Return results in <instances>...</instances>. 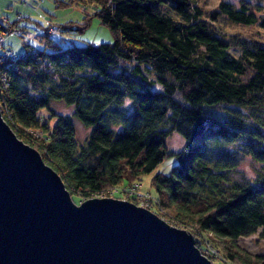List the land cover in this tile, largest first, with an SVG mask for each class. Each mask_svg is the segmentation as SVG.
Listing matches in <instances>:
<instances>
[{
    "label": "trees",
    "instance_id": "trees-1",
    "mask_svg": "<svg viewBox=\"0 0 264 264\" xmlns=\"http://www.w3.org/2000/svg\"><path fill=\"white\" fill-rule=\"evenodd\" d=\"M80 1L95 7L91 14L115 39L5 60V121L69 193L85 199L106 187H134L173 155L169 173L152 176L158 208L223 262L264 264V252L237 242L264 238V0H218L211 8L195 0ZM226 23L257 30L231 32ZM53 100L71 105L72 114L54 112ZM74 119L89 128L83 143ZM173 132L184 139L178 151L166 144ZM242 139L263 163L253 181L231 180L234 164L222 154Z\"/></svg>",
    "mask_w": 264,
    "mask_h": 264
},
{
    "label": "water",
    "instance_id": "water-1",
    "mask_svg": "<svg viewBox=\"0 0 264 264\" xmlns=\"http://www.w3.org/2000/svg\"><path fill=\"white\" fill-rule=\"evenodd\" d=\"M194 241L128 200L75 204L0 116V264H211Z\"/></svg>",
    "mask_w": 264,
    "mask_h": 264
},
{
    "label": "rangeland",
    "instance_id": "rangeland-1",
    "mask_svg": "<svg viewBox=\"0 0 264 264\" xmlns=\"http://www.w3.org/2000/svg\"><path fill=\"white\" fill-rule=\"evenodd\" d=\"M195 1L199 4H204L205 8H211L218 2V0ZM232 1L236 2V0ZM94 9L95 7L91 3L86 4L80 0H0V27L3 26L0 28V53H3L0 55V116L4 121V115L7 114V110L2 90L4 88L3 82L5 81L7 86L9 77L6 71L3 70V63L9 51L24 54L27 51L26 48L31 47L35 49L33 53L36 54L37 48L52 51L56 48H65L73 44L81 45L86 42L113 41L116 37L115 33L107 25L101 23L96 14H91ZM85 16L87 17L86 19ZM84 20H87L85 26H83ZM64 24L66 27L63 26ZM16 29L19 31H15ZM225 29L246 34L257 30V27L236 26L226 23ZM56 44L58 47H56ZM50 107L54 112L60 114L70 115L73 111L71 105H67L61 100H53L50 103ZM121 108L128 112L131 109L130 101L125 100ZM262 120L264 122V116H262ZM73 122L76 140L78 143H83L89 128L77 119H74ZM262 132L264 133V129H262ZM31 133L36 138L41 135L38 129L31 130ZM246 143L247 140L245 139L234 143L227 142L222 148V154L227 157V162L234 164L229 171V177L237 182L253 181L255 176L263 170V163L254 159L248 153L245 147ZM166 144L170 150L178 151L183 147L184 139L178 133L173 132L167 138ZM211 152L217 156L222 155L219 153V149L215 147L211 148ZM175 162L176 159L173 155H166L150 172L143 173L139 182L132 184L134 187L124 185L119 190L118 187H106L95 197H113L128 200L130 198L129 195H135V199H132L133 201H128L150 210L170 225L183 228L181 224L171 218L166 209L158 208L156 189L152 182V176L156 172L169 173L171 166ZM69 194L71 200L77 205L88 199L76 192H70ZM153 202L156 205L153 206ZM153 207L154 209L152 210ZM187 231L194 236V239L195 237L201 239V243L195 240L194 244L200 253L209 259L211 264H239L237 262H223L218 258L221 256L217 255V251L213 252L214 248L206 244L204 240L202 241V236L195 234L191 230ZM237 242L250 253L264 252V238L259 237L257 233L241 236Z\"/></svg>",
    "mask_w": 264,
    "mask_h": 264
},
{
    "label": "built area",
    "instance_id": "built-area-1",
    "mask_svg": "<svg viewBox=\"0 0 264 264\" xmlns=\"http://www.w3.org/2000/svg\"><path fill=\"white\" fill-rule=\"evenodd\" d=\"M15 31H19V30L16 29ZM0 37H1V36H0ZM26 49H27V51H25L24 54H22V53H16V52H10V51H9V54L6 55V56H7V57H6V60H7V58L14 60V59L18 58L20 55H21V56L28 55V54L34 55L33 52H35V49H33V48H31V47H28V48H26ZM2 54H3V53L1 52L0 55H2ZM3 83H4V86H5V85H6V82L4 81ZM212 249H213V248H212ZM213 250H214V249H213ZM213 252H216V251L214 250Z\"/></svg>",
    "mask_w": 264,
    "mask_h": 264
}]
</instances>
